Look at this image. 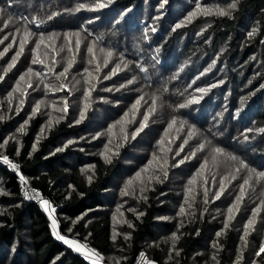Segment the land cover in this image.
Masks as SVG:
<instances>
[{
    "label": "trees",
    "instance_id": "obj_1",
    "mask_svg": "<svg viewBox=\"0 0 264 264\" xmlns=\"http://www.w3.org/2000/svg\"><path fill=\"white\" fill-rule=\"evenodd\" d=\"M97 2L0 0L4 13L24 29L20 18L36 17L46 22L40 28L28 25L31 31L60 34L51 41L45 39L47 43L55 42L52 47L47 45L46 52L42 51L46 47L42 44L35 53L45 64L55 57L56 72L74 54L67 52L70 45L62 38L65 33L75 36L81 32L95 41L96 47L105 52L111 50L117 56L116 63L109 62L107 67L103 66V59L97 58L101 71L95 73V65L89 66L86 52H82L75 60L77 67L64 81L68 88L47 96L43 85L28 89L25 103L17 113L16 96L21 99L20 93L13 94L11 103L6 93L29 67L42 70V65L31 64L30 47L28 55L18 59L17 69L0 81V116L4 117L0 120V157L13 158L29 184L40 191L50 209H55L61 225L58 233L87 244L107 264L116 260L134 264L143 252L154 264H237L244 224L252 208L264 199L261 185H255L253 180L256 191H248L240 211L233 214L235 218L224 229L227 209L239 183L248 175L247 170L240 168L239 160L264 171V133L258 131L264 128V0H239L231 16H218L214 9L216 5L226 7L234 0H99L106 6L93 10ZM197 3L213 9V14H199L185 22ZM54 12L59 15L48 20ZM177 24L183 26L176 28ZM253 30L250 37L248 33ZM61 43L63 53L55 50L60 49ZM6 46L0 45V51ZM16 51L10 49L0 59V75ZM116 64L121 65V70L110 79H103ZM124 64L128 67L124 68ZM85 67L98 77L91 84L85 83L87 74H81ZM141 67L146 71H140ZM133 77V84L120 88ZM31 78L35 88L39 79ZM48 80L55 82L52 76ZM92 86L94 90L85 101L83 93ZM21 87L25 88L26 83L22 82ZM117 88L124 92L115 95ZM200 88L207 91H197ZM193 96L199 99L198 103L179 108ZM140 97L141 103L133 109ZM154 97L155 111L149 114L147 126L131 139ZM64 98L69 103L67 114L54 111L51 102ZM40 100L45 104L25 124ZM85 102V118L76 123ZM61 116L63 119H59ZM50 117L52 124L48 127ZM174 119L176 123L169 128ZM21 125L23 132L18 131ZM193 129L195 135H189ZM5 138L9 140L7 144H3ZM185 139L189 142L177 156ZM201 143L206 145L204 151L176 166ZM214 147L223 148L238 160L219 156L218 164L212 165L209 153ZM105 156L111 162H106ZM205 158H209V165L189 185ZM1 159L0 264H90L58 241L43 211L21 198L19 178L2 167ZM232 175L237 180L226 183V192L213 200L221 176L230 180ZM125 188L128 195L123 194ZM181 206L185 207L182 216ZM257 221L238 264H252L254 259L257 264H264V254L255 257L264 240V212ZM221 231L223 234L217 237ZM172 233L179 236L175 250L169 239Z\"/></svg>",
    "mask_w": 264,
    "mask_h": 264
},
{
    "label": "snow or ice",
    "instance_id": "obj_2",
    "mask_svg": "<svg viewBox=\"0 0 264 264\" xmlns=\"http://www.w3.org/2000/svg\"><path fill=\"white\" fill-rule=\"evenodd\" d=\"M111 2V0H109V3ZM238 2L239 0H234V2L229 3L226 7H221L219 5L215 6V14L218 16H231L232 14V10L236 9L238 6ZM106 5L102 2H98L96 3V5L94 6L93 10L99 9V8H104ZM163 6V5H161ZM6 11V9L4 8H0V14H3ZM199 14H203L205 16L207 15H211L213 14V9L208 8V7H204L202 6V4L197 3L195 6V9L190 12L188 14V16L186 17L185 22H191V20L196 17ZM56 15H59V13H52L51 15H49L47 17L48 20H52ZM23 23H24V27H25V31L23 34V39L20 40L19 43V50H17L15 52V54L11 57V60L7 63V66L4 68L3 75H0V81H3L5 79V76L7 75L8 72H10L15 66L16 63L19 59V57L23 54L24 49H25V45L29 42L28 38L30 36H37L38 35V39H36L35 41V45L32 48V53H33V59L31 60V64L32 65H42V70L41 71H35L32 67H29L25 73L21 74L16 82V84L14 85V87L12 88V90L7 94L8 95V102L11 103L12 102V98H13V94L19 92L21 95V99L19 101V105H17L16 107V111L17 113L21 110V106L25 103V99L27 97V90L28 89H33L36 90L38 88H40L41 85H43V89H44V93L47 96V94L49 92L55 93V92H60V91H64L66 88H68V85L66 83H64V81H66L68 79V73L70 72V70L73 68L74 63H75V56H71L66 60V64L65 66L62 67V70H60L59 72L55 71V68L57 66V60L55 59V57H53V59L51 60L50 64H45V61L43 59H41L40 57L36 56L35 53L37 51V49H39L41 47L42 44H44L45 39L47 38L49 41L53 40L54 38L59 37L60 34L52 32V33H44V32H40V33H35L33 31H31V29L28 27V25H35L36 28H40L46 21L43 19H38L36 17H33L31 19H28L27 17H21L20 18ZM14 22L13 17L11 15L8 16V18L6 20H4L3 22V27L0 28V31H3L4 28H7L9 26V23ZM182 24H177L176 28L182 27ZM17 32H19V29L16 30ZM86 31V29H85ZM153 31H155V29H153ZM255 30L251 31L248 33V35L251 37L252 35H254ZM12 36V43L7 44L6 47L3 48V51H0V59H2L8 52L10 49L13 48L14 43L16 42V36L13 33H8L6 35L3 36V38H0V45L4 44L5 40H8L9 36ZM76 37L80 36V33L77 32L74 34ZM69 34L65 33L64 34V41L68 42L69 45L71 44V41L68 40ZM96 42L93 41L90 44L86 45V56L88 57L86 60V63L89 66H92L93 64L95 65L94 67V71L95 73H100L101 71V63L97 60L95 51H94V47L93 45ZM81 48V40L79 38H77L75 40V50L78 53L79 50ZM60 50L64 51V46L63 44L60 46ZM101 52H104L105 50L103 48L99 49ZM67 52L68 53H72L73 52V48L71 46H69L67 48ZM113 56V52L111 50H108L106 52V55L102 61L103 66L107 67L109 64V58H111ZM64 61V57H61V62ZM128 65L124 64V68H127ZM121 70V65L120 64H116L111 70L110 73L105 74L103 79L107 80L110 79L111 76L116 75L119 71ZM140 71H146V69H144L143 67L140 68ZM83 74H87V77L89 79H87L85 81V83L91 84V80L93 78H98V77H94V73L93 71H90L88 67H85L83 69V72L81 73ZM35 76L39 79V82L35 85V88H33V83L31 81V77ZM49 76L54 77V81L51 80H47V78ZM26 77L28 78L26 80ZM24 82L26 83V87L22 88L21 87V83ZM135 82V78L133 77L132 79L127 80L126 84H121L120 88H124L128 85H131ZM80 81L77 80L76 84H79ZM213 87H215V85H213ZM120 88H117L116 90L119 91ZM94 90V86L85 89L84 93H83V98L85 101H87L90 92ZM108 91H111V89H107ZM197 91L203 93L206 92L207 89L204 88H200L197 89ZM143 99V97L138 98L135 103L133 104V109H136V107L141 103V100ZM156 99L157 98H153L152 101V105L149 108V111L146 112L143 115V120L140 122L139 127H137L135 129L134 132L131 133V139H135L136 136L143 131V129L147 126V124L145 123L146 121L149 120V114L151 112L155 111V106H156ZM199 99L195 96L189 98L186 103H182L179 105V108H184L186 107L188 104H194V103H198ZM45 104L44 100H40L38 101L32 108V115H35L37 112L40 111L41 109V105ZM58 105H62V106H58ZM51 107L54 111L57 112H62L64 114H67L68 110H69V103H68V99L64 98L61 101H52L51 102ZM88 108V104L85 102L83 104V107L79 113V119L76 121V123H79L80 121H82L85 118V114H86V110ZM127 115V114H125ZM4 117L0 116V120H3ZM29 119H31V116H29ZM59 119H63V116L59 117ZM27 120L25 121V124H27ZM176 123L175 119L169 123L168 127L171 128L174 124ZM52 124V119L51 117L49 118L48 122H47V126L50 127ZM181 124H183V122H181ZM19 132H23L24 131V126L21 125V127L18 129ZM44 128L41 129V133H43ZM247 131H252V129H248ZM259 132L264 133V128H261L258 130ZM189 135H195V129H193ZM128 139V136H125V140ZM245 139H248L247 136H245ZM9 142L8 139L3 141V144H7ZM188 140L185 139L183 141V143L179 146V151H177L175 154L178 156L180 155V152H182L184 150V146L188 144ZM71 143V142H69ZM159 143H163V141H160ZM210 143V142H209ZM2 146V145H0ZM66 147V145H65ZM206 145L204 143L199 144L195 150H193L188 156H185L183 159H181L180 161H178L176 166H179V164H183L185 162V160L189 159V158H195L198 152H202L204 151ZM34 149H35V145H34ZM63 149H57V151H62ZM106 151H108L107 146L105 148ZM101 155H104L103 153ZM219 156H225L228 160L231 161H237L238 157H236L235 155L226 153L225 150L223 148L220 147H214L211 151V153H209V157L211 160L212 165H217L218 164V157ZM3 159L4 163H10L9 159L7 156H2L0 157ZM106 162H111L110 161V157L105 156L104 157ZM151 163V162H150ZM165 163H167V161H165ZM239 164H240V168H243L245 170H247L248 175L246 176V178H243L242 182L239 183L238 185V192L234 197L233 202L230 204V206L227 209V217L224 223V229H227L229 227V223L235 218L234 217V213H238L240 211L241 205L243 203V201L245 200L246 196L248 195V191L251 190L252 192L256 191V187L255 185H261V192L260 195L264 196V184H261L262 181H264V171H257L256 169H252L250 168L243 160H239ZM209 165V158H205L201 164L199 169L197 170V173L188 181L189 185H192L195 183L197 176H200L202 174V170H204L207 166ZM11 167L13 169H15L17 167L16 164H11ZM240 168H237L236 171L239 172ZM163 176L166 179L167 178V172L164 171L163 172ZM136 177L139 178L140 177V172L136 173ZM24 178L21 176V180H23ZM89 181L91 180V177L88 178ZM155 179H157L158 181H160V177H155ZM213 181H215L216 177L215 175H213L212 177ZM237 180V176L236 175H232L231 179L229 180L228 176H221V178L219 179V186L218 189L213 193L212 199L216 200V199H220V197L226 192V183H231V181H235ZM253 180H255V185L252 183ZM162 182V181H160ZM204 184H205V189H204V196H205V203L207 204L209 202V200L207 199L208 197V188H207V184L208 181L205 178L204 179ZM128 185L132 184V181L129 180ZM247 186V187H246ZM144 189L141 188V192H143ZM188 191L191 192V188H188ZM123 194L124 195H128L129 191L127 188H125L123 190ZM25 197L26 198H30L28 196V193L25 192ZM187 202V200H186ZM42 203L44 205L48 204V201H42ZM190 206V205H189ZM130 211H135L134 209H129ZM117 211H119V209H117ZM264 212V199H260L259 203L252 208L251 210V214L249 216V218L246 220L245 224H244V231L243 234L241 236V242H242V248L240 249L238 256H237V264L239 262L240 259H242L243 257V250L246 249L248 247V241H247V237L250 235V232L255 230V225L258 223L257 221V217ZM185 214V207L181 206L179 209V215H184ZM142 215V214H141ZM56 221L53 220V224H55ZM129 226L131 227L132 225L129 224ZM55 234V233H54ZM223 234V231L221 232H217V237L221 236ZM128 237L126 236L125 239H127ZM57 239L63 240L66 244H68L69 246H73L75 248L76 251H81L82 249L86 250L85 252V258L90 260V264H97V261H103L104 257L101 256L99 253H97L95 250L93 249H88L87 245H80L77 241L75 240H68L65 239V237L63 236H57ZM171 240L172 246H173V250H175V244L176 241L179 239V236L176 233H172L171 237L169 238ZM113 240H115V236H113ZM215 247V245H214ZM179 253L176 252V255H178ZM261 254H264V240L261 241V243L259 244V248L257 251H255V257L256 258H260ZM171 256V254H170ZM140 258H141V264H154V262L152 261H147L145 254L141 253L140 254ZM213 259L215 260V256L213 257ZM115 264H120L119 260L115 261ZM252 264H257V259H254Z\"/></svg>",
    "mask_w": 264,
    "mask_h": 264
},
{
    "label": "rangeland",
    "instance_id": "obj_3",
    "mask_svg": "<svg viewBox=\"0 0 264 264\" xmlns=\"http://www.w3.org/2000/svg\"><path fill=\"white\" fill-rule=\"evenodd\" d=\"M8 18V16L5 14V13H3V14H0V28H2L3 27V22H4V20H6ZM17 29H19V32H17L16 30ZM24 31H25V29L22 27V25L21 24H19V22H17L16 20H14V22H12V23H9V26L7 27V28H4V30L3 31H0V38H3V36L4 35H6V34H8V33H13L15 36H16V42L14 43V45H13V50L15 49V50H19V43H20V40L21 39H23V34H24ZM62 37V36H61ZM63 38V37H62ZM77 38H79L80 40H81V48H80V50H79V52L77 53L76 52V50H75V40L77 39ZM36 39H38V35L37 36H30L29 38H28V40H29V42L25 45V49H24V52H23V54L20 56V57H26L27 55H28V49L31 47V48H33L34 47V45H35V41H36ZM68 40L69 41H71V44H70V46L73 48V52L72 53H74L73 54V56H75V60H78V58L80 57V55L79 54H81L82 52H86V45H88V44H90L91 43V41L90 40H88L84 35H82L81 34V32H80V36L79 37H75V36H69L68 37ZM4 43H6V44H9V43H12V36L10 35L9 36V38H8V40H5L4 41ZM44 44H45V48L42 50V51H44V52H46L47 51V45L48 44H50L51 45V47L55 44V42H51V43H47V42H45L44 41ZM62 45V43L61 44H59V46H61ZM69 47V46H68ZM93 47H94V51H95V54H96V57L97 58H101V59H104V57H105V55H106V52L104 51V52H101L99 49H101L100 47H96L95 45H93ZM38 50V49H37ZM57 52H60V53H63V51H61L60 49L58 50V49H55ZM3 51V50H2ZM114 55V54H113ZM116 55H118V54H116ZM119 56V55H118ZM20 57H19V59H20ZM121 57V56H120ZM116 58H117V56H112L111 58H109V62L111 63V64H114V63H116ZM75 63H76V61H75ZM74 63V66L75 67H77L76 66V64ZM73 66V67H74ZM41 67V66H40ZM74 67V68H75ZM13 69H17V67H14ZM38 71H41V70H39L38 69ZM28 79V78H27ZM31 81H32V78H31ZM124 91H117L116 90V93H115V95H117V94H121V93H123ZM92 93V92H91ZM8 93H6V95H7ZM89 98H90V96H89ZM89 98L87 99V101L89 100ZM19 99H20V96H16V104L18 105L19 104ZM32 110V109H31ZM31 116V118L33 117V115H30ZM27 119H29V116H27V118L25 119V120H27ZM6 139H8V138H5L4 140H6ZM46 215H47V217H48V219H49V221H50V224H51V227H52V230H53V232L55 233L54 234V236L57 238V236H61L59 233H58V228L61 226L60 225V223L58 222V220L56 219V217H55V209H53V208H51V209H49V208H47L46 209ZM53 220H55L56 221V223L55 224H53ZM72 225H73V222H70ZM65 239H68V240H75V239H72V238H65ZM58 241L59 242H61V243H63V244H65L66 246H68L69 248H71L72 250H74L76 253H78V254H80V255H82L83 257H85V252H86V250H84V249H82L81 251H76L75 250V248L73 247V246H69L68 244H66L63 240H60V239H58ZM75 241H77V240H75ZM80 245H87V244H84V243H80L79 241H77ZM87 248L88 249H91L88 245H87ZM144 254H146L145 252H143ZM146 257V256H145ZM109 259H111V258H109ZM147 259V261H150L148 258H146ZM88 260V259H87ZM89 262H90V260H89ZM97 264H107L106 263V259L104 258V260L103 261H97ZM108 264H110V263H108ZM111 264H115V263H111Z\"/></svg>",
    "mask_w": 264,
    "mask_h": 264
},
{
    "label": "built area",
    "instance_id": "obj_4",
    "mask_svg": "<svg viewBox=\"0 0 264 264\" xmlns=\"http://www.w3.org/2000/svg\"><path fill=\"white\" fill-rule=\"evenodd\" d=\"M10 163H4L3 159H1V165L3 168H5L7 171H9L11 174L16 175L19 178V193L21 198L28 203H32L38 207L39 210L43 211L46 213V209L48 208V205H44L42 201H45L43 195L38 191L37 189L33 188L28 180L21 174L20 172V167L18 163L11 157L7 156ZM16 164L17 167L13 169L11 167V164ZM21 176L24 178L21 180ZM25 192L28 193V196L30 198L25 197ZM134 264H141V258L140 256L136 260Z\"/></svg>",
    "mask_w": 264,
    "mask_h": 264
},
{
    "label": "clouds",
    "instance_id": "obj_5",
    "mask_svg": "<svg viewBox=\"0 0 264 264\" xmlns=\"http://www.w3.org/2000/svg\"><path fill=\"white\" fill-rule=\"evenodd\" d=\"M48 205V204H47ZM48 208H49V205H48ZM50 209V208H49ZM45 213V212H44ZM46 214V213H45Z\"/></svg>",
    "mask_w": 264,
    "mask_h": 264
}]
</instances>
